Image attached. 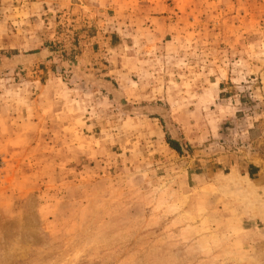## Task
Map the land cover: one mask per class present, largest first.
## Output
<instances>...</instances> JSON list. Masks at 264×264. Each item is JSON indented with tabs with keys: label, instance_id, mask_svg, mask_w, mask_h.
Wrapping results in <instances>:
<instances>
[{
	"label": "rangeland",
	"instance_id": "obj_1",
	"mask_svg": "<svg viewBox=\"0 0 264 264\" xmlns=\"http://www.w3.org/2000/svg\"><path fill=\"white\" fill-rule=\"evenodd\" d=\"M0 264H264V0H0Z\"/></svg>",
	"mask_w": 264,
	"mask_h": 264
},
{
	"label": "trees",
	"instance_id": "obj_2",
	"mask_svg": "<svg viewBox=\"0 0 264 264\" xmlns=\"http://www.w3.org/2000/svg\"><path fill=\"white\" fill-rule=\"evenodd\" d=\"M167 142L169 143L170 147H172L173 149H175L176 151L179 152V149H178L177 144L175 143V141L168 139Z\"/></svg>",
	"mask_w": 264,
	"mask_h": 264
}]
</instances>
